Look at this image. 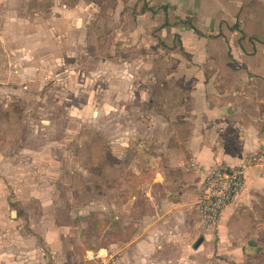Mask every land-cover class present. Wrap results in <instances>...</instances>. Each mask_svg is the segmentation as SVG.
Masks as SVG:
<instances>
[{"label":"rangeland","instance_id":"rangeland-1","mask_svg":"<svg viewBox=\"0 0 264 264\" xmlns=\"http://www.w3.org/2000/svg\"><path fill=\"white\" fill-rule=\"evenodd\" d=\"M138 1L0 0V37L20 39L38 20L46 40L42 75L17 82L12 75L22 67L0 47V130L15 140L10 150L23 146L28 154L13 158V180L1 185L7 205L0 213V264H264L263 255L251 256L234 240L227 252L220 250L217 226L197 249L200 229L196 239L171 235L167 247L157 241L161 249L151 256H135L134 238L100 246L113 240L107 234L117 221L134 223L135 237L151 223L149 156L165 145L162 131L141 120L149 118L150 90L168 85L170 67L157 62L158 74L150 76L142 60L159 61L171 49L161 39L153 47L154 37L136 26ZM69 2L77 4L73 14ZM4 22L14 31L6 32ZM51 39L58 44L51 47ZM134 196L145 203V214ZM98 224L105 226L103 239L92 233ZM82 230L91 235L84 254ZM234 249L236 255L228 253Z\"/></svg>","mask_w":264,"mask_h":264},{"label":"crops","instance_id":"crops-1","mask_svg":"<svg viewBox=\"0 0 264 264\" xmlns=\"http://www.w3.org/2000/svg\"><path fill=\"white\" fill-rule=\"evenodd\" d=\"M76 6L69 2L70 13ZM134 11L139 21L136 26H143L154 37L153 47L161 39L171 49L169 55L158 56L159 61L148 56L142 60L150 68V76L158 74L157 62L170 71L164 74L167 86L150 90L154 97L149 118L141 120L162 131L159 142L165 145H152L159 150L149 156L146 198L151 223L142 235L133 237L135 256L153 255L161 249L157 241L167 247L171 235L196 239V231H202L195 204L203 175L192 167L194 163L203 170L245 167L241 194L217 222L218 247L225 253L227 241L234 240L244 244L251 256L264 258V0H143ZM10 23L4 22L6 32L14 31ZM74 25L69 24L70 29ZM25 27L28 30L21 31L20 39L0 37L4 53L22 67L14 69V76L11 73L16 82L42 75L41 64L46 61L42 21ZM55 42L58 44L51 39L49 45L53 47ZM52 60L60 61L57 56ZM116 60L121 62L119 56ZM11 103L4 109L12 106L14 126L16 104ZM7 134L6 128L0 130V213L7 205L1 185L13 180V158H28L23 146L19 153L10 150L9 143L15 140H5ZM255 154L262 155V161L250 163ZM142 172L134 171L135 175ZM133 200L136 204L135 196ZM210 236L204 235V242ZM228 253L236 255L237 251Z\"/></svg>","mask_w":264,"mask_h":264},{"label":"built area","instance_id":"built-area-1","mask_svg":"<svg viewBox=\"0 0 264 264\" xmlns=\"http://www.w3.org/2000/svg\"><path fill=\"white\" fill-rule=\"evenodd\" d=\"M261 156L255 154L248 161L261 162ZM191 165L203 175L195 211L201 220L202 236H204L217 226L221 212L233 204L241 194L246 182L245 167L216 166L203 170L194 163Z\"/></svg>","mask_w":264,"mask_h":264},{"label":"trees","instance_id":"trees-1","mask_svg":"<svg viewBox=\"0 0 264 264\" xmlns=\"http://www.w3.org/2000/svg\"><path fill=\"white\" fill-rule=\"evenodd\" d=\"M136 205L140 207V210H142V214L146 213V210L144 209L145 203L144 204H141V203L137 204L136 203L135 206ZM104 231H105V226L98 224L96 227L94 226L92 233L95 235L96 238L103 239L102 237L105 236ZM135 233H136V229H135L134 223H131V224H129L128 227H125V226L121 225V222L117 221V223L114 225V231H111L110 233L107 234L109 236V238H111V236H113V240L102 242L100 244V246L105 247V246H108L114 242H119V241L129 242L130 240H132ZM90 236L91 235L86 233L85 231L81 235V241H82L83 248H79V250L83 254H84V250L86 248H91L90 243L88 242V238ZM108 242H110V243H108Z\"/></svg>","mask_w":264,"mask_h":264},{"label":"water","instance_id":"water-1","mask_svg":"<svg viewBox=\"0 0 264 264\" xmlns=\"http://www.w3.org/2000/svg\"><path fill=\"white\" fill-rule=\"evenodd\" d=\"M204 242V237H200L194 245V248L197 249Z\"/></svg>","mask_w":264,"mask_h":264}]
</instances>
